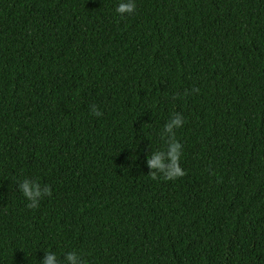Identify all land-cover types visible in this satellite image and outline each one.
I'll return each instance as SVG.
<instances>
[{
  "label": "trees",
  "instance_id": "16d2710c",
  "mask_svg": "<svg viewBox=\"0 0 264 264\" xmlns=\"http://www.w3.org/2000/svg\"><path fill=\"white\" fill-rule=\"evenodd\" d=\"M120 2L0 0V264H264V0Z\"/></svg>",
  "mask_w": 264,
  "mask_h": 264
},
{
  "label": "clouds",
  "instance_id": "9594fccd",
  "mask_svg": "<svg viewBox=\"0 0 264 264\" xmlns=\"http://www.w3.org/2000/svg\"><path fill=\"white\" fill-rule=\"evenodd\" d=\"M135 0H121L116 7V12L119 16L124 17L131 15L136 11ZM193 93L199 92L198 88L192 89ZM187 94V93H186ZM179 98L177 93L173 99ZM92 115L100 117L103 115L97 105L91 106ZM184 124V117L181 113H173L171 118L165 124L161 132V138L165 142L163 150L152 152L147 158V164L151 169L148 174L153 180L163 179L171 181L183 177L186 172L182 169L180 160L182 156L183 145L176 139L175 130L181 128ZM19 190L23 196L29 201L27 207L29 209L38 208L41 199L45 196L52 195V189L49 185H42L37 180L24 179L19 182ZM40 264H87V262L76 252H68L63 259L51 251H46L44 259Z\"/></svg>",
  "mask_w": 264,
  "mask_h": 264
}]
</instances>
